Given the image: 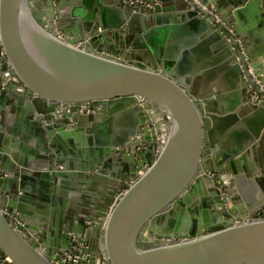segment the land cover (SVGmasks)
<instances>
[{
	"label": "water",
	"instance_id": "obj_1",
	"mask_svg": "<svg viewBox=\"0 0 264 264\" xmlns=\"http://www.w3.org/2000/svg\"><path fill=\"white\" fill-rule=\"evenodd\" d=\"M76 1L0 0V252L58 264L76 236L78 264H264V197L241 211L233 185L261 179L242 160L264 138L249 72L264 83V0H202L244 51L189 0ZM254 111L227 153L207 146ZM50 197L68 214L49 219Z\"/></svg>",
	"mask_w": 264,
	"mask_h": 264
},
{
	"label": "crops",
	"instance_id": "obj_2",
	"mask_svg": "<svg viewBox=\"0 0 264 264\" xmlns=\"http://www.w3.org/2000/svg\"><path fill=\"white\" fill-rule=\"evenodd\" d=\"M87 1H91V0H87ZM83 3H84V0H78V1H76V4H74V5H83L82 9H85V10L91 9L90 7L89 8L84 7ZM90 3H92V2H90ZM103 4L108 5V3L104 2V0H103ZM74 5H71V6L74 7ZM71 6H69V8ZM72 7H71V9H72ZM97 8L100 9L99 6H97ZM226 12H228V14H230L229 10H227ZM37 15L38 16L43 15V13L40 12L39 7L37 10ZM116 17H117V15H116ZM232 17H233V15H232ZM243 19H244V17H243ZM234 20L236 21V23L240 27H242V26L245 27L244 25H246V24L245 23H244V25L241 24L239 19L235 18V16H234ZM257 26H261V24L258 23ZM221 75H222V72H221ZM225 76H226V78L228 77V75H225ZM224 79H225V77H223V79L221 81L219 80L220 81L219 85H222V86L225 85L224 87H226V89H227L229 87L226 85H229L230 83H229V80L222 83V81ZM219 85H217V82H216V87H215L214 83L213 84L210 83L208 85L201 86L200 88L203 90H215V89L219 88ZM226 91H228V89ZM223 95H227V93H223ZM204 98L217 99V95H212L209 97L206 96ZM229 104H230V102H229ZM222 105L226 106L225 104H222ZM255 111L253 112V114L251 116L249 115V117L246 119H244L243 117H241V118L239 117V119H241L242 123L245 125H243L241 122H237L236 124L239 127L234 125L236 127L235 132L231 131V127L233 126V124L235 122L234 123H232V121L222 122L219 125V131L215 132L212 135V137L209 138L207 146L210 148L214 147L216 154H218V155H222L224 153H227L228 149L231 147V145L235 144L238 141V138L241 139V131L249 130L250 132H252L254 125H257L260 123L261 114L259 113V111H257L256 113H255ZM240 124H242V125H240ZM257 140L258 141L254 144V146L256 147L255 148V155L252 153H249L250 158L248 159V157H247V160L244 159L242 161H245L246 165H249L252 169L257 170L256 175L258 177H260L261 179L256 180V179L252 178V180H251L250 177H255V176H250L248 174L244 178L235 179V176L233 177V180H234L233 185L235 186V188L237 190L236 199H237V201L239 200L238 207H239V210H241V211L249 210L251 208V206L247 203V201L252 203V201L255 199L257 202H259L258 197H260V196L264 197V138L262 140V137H259ZM253 156H255V157H253ZM243 171H246V170H243ZM230 178H231V174L228 173V171H226L225 179L229 180ZM64 189L67 193H69L68 188L64 187ZM89 189H91V186H89ZM96 192L99 193L100 191H98V189H96ZM81 197H84L87 199L88 195L82 194ZM246 197H249L248 199H250V200L245 199ZM48 201H49V203L47 204V209H48L47 210L48 211L47 217L49 219H50L51 215L55 219V217L58 216V213L63 214V215L68 214V212L66 211L67 208L69 207L68 202H61V203L56 202L55 203L52 197H50ZM32 206H35V205L32 204ZM30 207H31V205L27 204V206L23 207L24 211L28 213L30 211ZM33 208H34V212L31 214L28 213V216H29L28 218H29L30 222L35 226V228H37L41 233H44L43 229L41 227H39V225L37 223L38 219H35V213H37V215L38 214L43 215L40 211H38V209H40L41 207L37 206V207H33ZM48 231H49V229L45 228L44 235L47 237L49 236ZM51 245L55 249V248H58L59 244L52 242Z\"/></svg>",
	"mask_w": 264,
	"mask_h": 264
},
{
	"label": "built area",
	"instance_id": "obj_3",
	"mask_svg": "<svg viewBox=\"0 0 264 264\" xmlns=\"http://www.w3.org/2000/svg\"><path fill=\"white\" fill-rule=\"evenodd\" d=\"M191 2V7L196 8L202 15L206 16L213 25L217 26L219 29L224 31L226 35L231 38L235 37L238 41V44L242 51H244V47L241 41V38L237 36L235 29L232 25L228 24L218 13L217 7L215 4H207L202 0H189ZM125 3L133 6L135 10H140L144 12H148L150 10H154L156 8L157 1H149V0H124ZM59 35L61 36V32L58 30ZM249 72L252 75V80L256 82L257 85H251V99L256 100L258 103H264V83L261 79L257 78L252 73L251 67H249ZM252 218H264V207L261 210L256 211ZM16 226L19 228V231L30 235L31 231L24 229L21 227V222L16 220ZM20 224V226H18ZM73 241L75 244L73 245V250L77 251H64L61 256L56 260L58 264H78L79 257H81V253L85 248L86 244L84 241H81L78 237L74 236ZM0 264H17V262L9 255L4 252H0ZM86 264V263H82Z\"/></svg>",
	"mask_w": 264,
	"mask_h": 264
}]
</instances>
